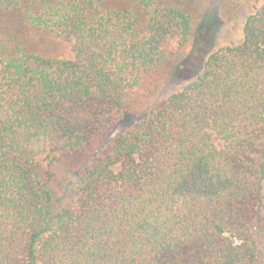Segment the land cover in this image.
Here are the masks:
<instances>
[{
  "label": "trees",
  "instance_id": "16d2710c",
  "mask_svg": "<svg viewBox=\"0 0 264 264\" xmlns=\"http://www.w3.org/2000/svg\"><path fill=\"white\" fill-rule=\"evenodd\" d=\"M185 2L0 0L31 37L72 40L70 58L47 57L0 28V264H264V0L239 44L135 109L191 43ZM91 148L54 210L52 166Z\"/></svg>",
  "mask_w": 264,
  "mask_h": 264
},
{
  "label": "rangeland",
  "instance_id": "374dc122",
  "mask_svg": "<svg viewBox=\"0 0 264 264\" xmlns=\"http://www.w3.org/2000/svg\"><path fill=\"white\" fill-rule=\"evenodd\" d=\"M261 0H186L194 17L195 30L190 45L180 55L171 56L149 74L133 97L139 112L161 103L185 79L192 78L202 59L212 48L234 46L243 39L246 18L254 12ZM0 28L21 37L29 51L55 58L72 56V40L43 30H36V37L29 35L25 23L17 12L0 9ZM173 72L168 76L167 72ZM131 117L113 130V135L129 130ZM92 148L81 155H64L51 168L53 174L49 188L53 196L54 210L72 205L78 176L88 164Z\"/></svg>",
  "mask_w": 264,
  "mask_h": 264
}]
</instances>
